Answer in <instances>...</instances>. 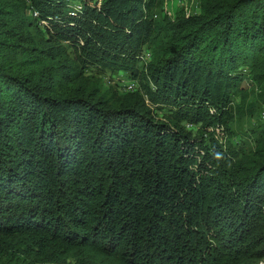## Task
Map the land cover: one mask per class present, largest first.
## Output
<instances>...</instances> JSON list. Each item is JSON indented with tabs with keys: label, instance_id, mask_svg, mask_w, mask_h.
Returning <instances> with one entry per match:
<instances>
[{
	"label": "trees",
	"instance_id": "trees-1",
	"mask_svg": "<svg viewBox=\"0 0 264 264\" xmlns=\"http://www.w3.org/2000/svg\"><path fill=\"white\" fill-rule=\"evenodd\" d=\"M82 3L0 0V264H258L264 130L211 131L264 101V0Z\"/></svg>",
	"mask_w": 264,
	"mask_h": 264
},
{
	"label": "rangeland",
	"instance_id": "rangeland-1",
	"mask_svg": "<svg viewBox=\"0 0 264 264\" xmlns=\"http://www.w3.org/2000/svg\"><path fill=\"white\" fill-rule=\"evenodd\" d=\"M164 10L171 16L178 10H191L192 12L198 11V5L193 3V0H165ZM147 60L149 56H147ZM91 74L102 80L104 86L116 87L118 91L124 92L127 90V77L120 73L115 74L109 71L100 72L98 69L90 68ZM241 87L247 91V99L242 101V94L234 93L232 96L234 105L237 107V114L234 122L230 125V134L222 127L211 131L215 139L219 142H226L230 139L232 146L244 153L250 152L254 146V139L257 134L264 130V117L262 111L264 110V101L258 95V90L243 82ZM137 88V84L133 89ZM166 110H156L155 116L164 120L166 118ZM186 129L190 134L196 138H204V144H209V136L205 130L199 127L186 123ZM258 264H264V259L259 261Z\"/></svg>",
	"mask_w": 264,
	"mask_h": 264
},
{
	"label": "built area",
	"instance_id": "built-area-1",
	"mask_svg": "<svg viewBox=\"0 0 264 264\" xmlns=\"http://www.w3.org/2000/svg\"><path fill=\"white\" fill-rule=\"evenodd\" d=\"M27 2V4L29 5L30 4V0H25ZM69 13L70 15L74 16L76 15L78 12L81 11L82 7H83V3H82V0H69ZM29 12V15L32 17V18H37L38 17V12L32 8H30L28 10ZM127 90H132L135 86V83L134 82H131V81H128L127 83ZM262 116L264 117V110L262 111Z\"/></svg>",
	"mask_w": 264,
	"mask_h": 264
}]
</instances>
